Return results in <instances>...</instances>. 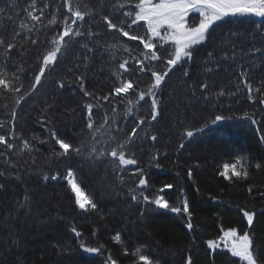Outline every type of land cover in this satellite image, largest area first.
Returning a JSON list of instances; mask_svg holds the SVG:
<instances>
[{
	"label": "trees",
	"instance_id": "obj_1",
	"mask_svg": "<svg viewBox=\"0 0 264 264\" xmlns=\"http://www.w3.org/2000/svg\"><path fill=\"white\" fill-rule=\"evenodd\" d=\"M62 2L48 0L50 6L44 9L41 24L31 21L23 11L30 0H16L15 8H11L12 0H0V7L6 9L0 15L3 26L0 37L6 43L16 44L7 58L0 46V71H6L9 78L16 73L24 85L21 93L16 94L3 93L0 89V121L5 123L0 134L8 133L11 111L15 108L16 132L31 146V151H20L22 144L17 140L11 154L0 146V152L6 153L0 156V172L5 173L0 176V184L4 185L0 189V264H108L109 257L117 264H142L139 255H146L153 264H186L189 256L193 264H244L223 247L215 251L207 247L208 240L218 241L222 236L221 228H235L241 235L249 231L259 256L264 258V215L261 214L264 212V141L260 139L264 135V104L259 102L264 93L254 94L255 102H251L243 85L237 90L241 65L250 68L254 85L264 80V58L241 54V49L247 51L252 45L264 47V35L256 34L260 21L247 18L216 28L213 39L217 48L230 51L229 41L223 34L229 29L238 34L237 61L222 59L223 53L219 51L210 61L207 53L213 46L201 47L192 62L178 65L169 73L170 79L166 78L157 92L161 115L157 121H151V99L147 96L133 107L131 114H126L127 101H136L141 88L151 84L150 72L135 74L143 79L127 96L110 95L120 83L113 74L123 71L118 68L119 63L129 59L130 67H135L128 52L122 47L112 49L110 45H126L137 58L144 51L143 45L115 30L109 32L102 20L104 14H109L110 18L115 16L130 23L131 18H125L122 12L132 10L134 15V6L139 0H118L125 6L115 11L112 5L117 0H104L103 6L100 0H79L81 10L91 11L95 17L86 16L84 28L91 26L99 33L89 44L94 47V54H89L88 69L85 71L83 64L79 69L75 67L79 62L77 58L83 59L81 48L76 46L74 52L58 56L54 70H46L42 86L16 105L15 100L29 90L34 81L42 62L40 57L49 50L52 38L63 27ZM37 7H43V0H37ZM54 13L57 24L45 27ZM21 22L26 27H20ZM125 30H128L126 25ZM130 34L148 35L143 24L133 25ZM32 39H37L38 43L32 45ZM21 52L24 54L20 55ZM155 70L164 71V65L157 64ZM184 70L189 72L188 77L183 75ZM75 74L86 76L85 86L101 98L99 102L83 96L78 83L73 82ZM123 76L135 79L127 74ZM60 81L65 83V88L58 87ZM198 81L211 84L209 100L203 99L199 90L192 94L189 86L196 88ZM221 89L225 91L222 96L219 95ZM233 92L236 94L232 95ZM105 95H109V101L102 99ZM87 103L93 104V130L87 128ZM217 114L231 119L212 124ZM105 115L109 118L108 124H104ZM139 119L145 120L140 126L143 131L138 129V135L129 145L130 152L127 148L125 151L126 155H134L138 161L135 168L144 170L149 183L147 189L132 192L130 189H135L138 183L137 176L129 188L125 181L128 171L118 161L105 156L98 162L87 154L89 145L94 142L93 134L98 139L103 130H108L117 138L111 139L117 147V141L123 142ZM252 119L257 123L252 124ZM200 128L204 129L202 133L197 132L191 139L186 137V131L195 132ZM52 132L74 148L83 146L81 154L56 156L61 150ZM152 135L157 136V141H151ZM181 143L185 145L183 149ZM238 158L243 159L248 177L231 180L221 177L219 172L224 165H232ZM257 163L262 165L260 169L255 167ZM69 168L83 192L97 203V210L83 212L76 207L74 196L64 182ZM57 173L59 178L52 180L51 176ZM44 176L49 179L45 181ZM165 184H172L173 188L160 192ZM141 191L150 199L163 195L170 205L181 208L187 199L193 229L186 227L187 214H176L145 203ZM132 194L137 195V201L131 200ZM241 208L257 214L251 229ZM73 227L80 236L70 235ZM117 233L121 236L119 243L114 240ZM82 244L101 250L88 253Z\"/></svg>",
	"mask_w": 264,
	"mask_h": 264
},
{
	"label": "snow or ice",
	"instance_id": "obj_2",
	"mask_svg": "<svg viewBox=\"0 0 264 264\" xmlns=\"http://www.w3.org/2000/svg\"><path fill=\"white\" fill-rule=\"evenodd\" d=\"M100 4L104 5V0H100ZM50 5L48 0H43V7H37V0H30L28 7L24 8V12L27 17L33 22H38L43 24L45 18L44 9L48 8ZM124 4L119 3L117 0L116 4H113L112 7L115 10H120L124 8ZM16 7V0H12L11 8ZM61 7L64 9L62 24L63 27L60 32L54 36L51 40V47L47 50L41 59V64L39 66L38 72L34 75V81L31 83L29 90L25 91L23 95L19 96L15 100L16 105H19L22 100H25L27 96L34 92L38 86H42V78L45 77L46 70H54V65H56L58 56L66 55L67 53L74 52L75 47L79 46L81 48L82 60L78 57V63L75 67L79 69L81 64L85 71L88 69L87 60L89 59V54H94V47H90L95 38L99 35L98 32L93 31L92 27L84 28L86 23L85 17L89 16L95 19L92 16V12L82 11L80 8L79 0H63ZM135 12L133 15L132 10L123 11L122 15L125 18H131V22L127 23L126 20L119 19V17L110 18L109 14H104L102 17L103 23L105 24L109 32L115 30L122 34L123 37H127L128 40H139L143 45L144 51L140 53V58L131 55V49L126 45L112 44L110 47L112 49L123 48V51L128 52L130 59L135 62V67H130L129 59H124L123 62H120L118 68L123 70L122 72L116 71L113 74L116 76V79L120 81L119 86H115L112 89L110 95L114 96H127L130 90L135 91V88L138 86V82L143 79L142 76L135 75L138 73H151V84L148 86L147 90H141L138 92V99L136 101L128 100L126 114H131L133 107L139 104L140 101H145V97H150L151 99V121H157L158 117L161 115V110L159 106V99L157 96L158 90L165 84L166 78H169V73L177 66L188 65L193 61L196 53L200 51L201 47L211 45L212 51H208L207 55L211 61L214 54L219 51L223 53L222 59L237 61L238 58V44L237 37L238 34L233 32L231 29L223 35L229 41L230 51L224 47L217 48L215 47L216 41L213 39L216 28L222 27L229 23H235L237 20L243 22L249 17L260 18V23L256 25V34L264 35V0H139L135 4ZM59 11V9H58ZM6 12V9L0 7V15H3ZM198 14V15H190ZM11 20L12 17H9ZM114 20L118 22H114ZM145 22L147 27L148 35L139 36L130 34L132 31L133 25H138L139 22ZM57 24V15L54 13L52 18L48 20V25ZM125 25L128 30H125ZM3 26L0 25V28ZM20 27H26L22 22ZM161 29H163V35L161 34ZM31 31V29H29ZM39 31V29H37ZM19 35V33H16ZM79 38V39H77ZM81 40H86L88 43L81 44ZM155 41V42H154ZM170 42V43H169ZM38 43L37 39H32L31 44L36 45ZM159 43V50H158ZM165 44H168V47H165ZM0 46L4 48V57L7 58L8 54L11 53L12 49L16 47V44L13 42H7L4 38L0 37ZM24 53L21 52L20 55ZM241 54L244 56H252L253 58L259 55L264 58V47H257L252 45L247 51L241 49ZM114 58V57H113ZM164 65V71L155 70L157 64ZM255 66V61L252 62V67ZM209 72L212 71L211 68L208 69ZM69 72H72V69H69ZM123 74L128 76H134L135 79L124 78ZM183 75L188 77L189 72L184 70ZM240 84L237 85V90H239L240 85H243L247 89V99L251 102H255L254 94L264 93V80H261L260 84L254 85L253 80L250 76V68L244 65L240 66L238 73ZM74 83H78L79 91L83 94L84 97L89 99H96L97 102L101 99L94 95L93 92L87 90L85 86L86 76L81 74L74 75ZM65 83L60 81L58 87L60 89L65 88ZM24 87L23 83L20 80V76L16 73H13L11 78H9L6 71H0V89L3 90V93H21L22 88ZM190 90L192 94L195 95L197 90L200 91L202 98L206 101L210 99V94L208 90L211 87V84L207 81L197 82V87ZM225 91L221 89L219 95H224ZM235 95L236 93H231ZM104 101H109V95L102 97ZM261 104H264V98H261L259 101ZM87 110V128L93 130V104H85ZM113 114V123H115L116 109L113 107L111 109ZM226 119H231V117H226L221 114H217L212 119V124H217ZM17 120V111L15 108L11 111L10 117V126L9 131L6 135L0 134V146H3L8 154H11V151L17 147L15 141H21L22 146L19 148L20 151H31L30 142L27 139L19 137L16 132L15 122ZM109 118L107 115L104 117V124H108ZM252 124H256L255 119L251 120ZM145 124L144 119H139L136 126L131 129L130 134L123 142L117 141V147L112 148L110 151L106 150H97L95 143L90 148L88 152L89 158L94 161L102 162L99 160L100 157H111L112 160L118 161V164L123 168L127 166H135L138 161L134 158V155H126L125 149L127 148L130 152L129 145L133 143V138L138 135V129L143 131L140 127ZM5 123L0 121V128H4ZM103 127V125H101ZM206 127V125H205ZM95 131H99L96 129ZM203 128L196 129L195 132L192 130L186 131L185 135L187 138L191 139L194 135L199 132L202 133ZM52 138L55 140L56 145H58L61 151L55 153L58 157H70L73 153L80 155L83 151V146L73 147L69 142H66L65 139L59 138L55 132L51 133ZM7 136V138H6ZM93 141H96V137L93 134ZM112 140L117 138L112 136ZM151 141H157V136H150ZM264 141V135L260 137ZM44 143V141H40ZM185 147L184 143L180 144V148ZM5 152H0V156H5ZM156 159V157H153ZM239 165V169L237 168ZM159 167V165H156ZM257 169L262 167L261 164L257 163L255 165ZM134 176L138 177V183L136 184L135 189H130V191L135 192L136 190H143L148 188V179L144 176V170L142 168L131 169ZM231 171V175L229 172ZM248 170L245 166L237 159L235 164L224 165V170L219 172V175L226 180H231L233 177L237 179L247 178ZM5 175L4 172H0V176ZM59 173L51 176L52 180H57L59 178ZM192 171L189 169L188 176L191 177ZM74 174L71 168L67 171V180L70 185L72 193L75 195V204L83 212L95 211L98 208L97 203L93 202L82 190V188L77 184L76 180L73 178ZM48 176H44V180L47 181ZM4 185L0 184V189H3ZM172 184H165L163 188L160 189V192H163L165 189H172ZM249 192L252 191L251 188L248 189ZM140 195L145 203H152L158 208L170 210L173 213L180 214L183 212L188 216V222L186 227L188 230L193 229V224L191 222V213L189 211V204L187 199L183 201V206H172L165 199L163 195H156L154 199H150L148 195H144L141 191ZM138 197L136 194L131 195L132 201H137ZM27 201V197H25ZM243 218L246 220L248 228L251 229L256 218V212L253 210L240 209ZM143 213H141L142 215ZM264 215V212L261 213ZM72 231L80 236V232L76 230L75 227L72 228ZM222 236L220 237V242L223 244V248L231 254L232 257H238L240 261L245 262V264H264V258H261L254 246V238L249 231H245L242 235L238 233L237 229L230 228L224 230L221 228ZM114 240L119 243L121 241L120 233H117L114 236ZM81 247L84 248V251L88 253H99L100 248L98 247H85L83 244ZM207 247L212 250L220 249L221 244L216 240H208ZM139 252V249H137ZM139 261L142 264H153L146 255H139ZM108 264H117L115 259L109 257ZM186 264H193L191 256L188 257Z\"/></svg>",
	"mask_w": 264,
	"mask_h": 264
},
{
	"label": "rangeland",
	"instance_id": "obj_3",
	"mask_svg": "<svg viewBox=\"0 0 264 264\" xmlns=\"http://www.w3.org/2000/svg\"><path fill=\"white\" fill-rule=\"evenodd\" d=\"M153 2H157V0H153ZM190 15H198V14H190ZM249 18H252V19H256V20H260V18H257V17H249ZM139 23H142L145 27H146V24H145V22H143V21H141V22H139ZM146 29H147V27H146ZM163 29H161V34L163 35ZM155 42V41H154ZM170 43V42H169ZM165 45H168V44H165ZM158 46H159V43H158ZM148 86H150V85H148V84H146L144 87H142L141 89L142 90H147V88H148ZM131 91V90H130ZM129 91V92H130ZM110 137H112L111 135H110V133H109V131L107 130H103V132H102V136H100L98 139H96V141H94V142H92L90 145H89V149L91 148V146L93 145V143H95V147L97 148V150H98V152H99V150H106V151H110L112 148H114V147H116L115 146V144H112L111 143V139H110ZM88 151H90V150H88ZM87 156L89 157V155L87 154ZM239 160H240V162L244 165V161H243V159L242 158H238ZM236 163V162H235ZM234 163V164H235ZM135 168V166L133 167V169ZM237 168L239 169V165H237ZM126 170L128 171L127 172V175H126V179H125V181H127V183H129V188L131 187V185H132V183H133V180L132 179H134V175H133V173H132V171H131V169H128V168H126ZM223 170H224V168H223ZM229 175H231V171L229 172ZM64 182L66 183V185L68 186V188L70 189V191H71V188H70V185L68 184V180H67V176H66V178H65V180H64ZM72 192V191H71ZM73 194V196H74V200H75V195H74V193H72ZM76 205V204H75ZM77 207V206H76ZM78 208V207H77ZM79 209V208H78ZM80 210V209H79ZM218 243H220L221 244V247H223V244L220 242V238L218 239V241H217ZM220 247V248H221ZM224 249V248H223ZM224 250H226V249H224ZM227 251V250H226ZM238 258V257H237ZM244 264H245V262H243Z\"/></svg>",
	"mask_w": 264,
	"mask_h": 264
},
{
	"label": "water",
	"instance_id": "obj_4",
	"mask_svg": "<svg viewBox=\"0 0 264 264\" xmlns=\"http://www.w3.org/2000/svg\"><path fill=\"white\" fill-rule=\"evenodd\" d=\"M134 166H127V168H133ZM72 237H76V234L73 231H70Z\"/></svg>",
	"mask_w": 264,
	"mask_h": 264
}]
</instances>
